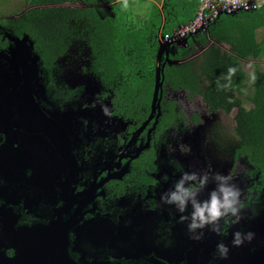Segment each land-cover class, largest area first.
<instances>
[{
    "label": "flooded vegetation",
    "instance_id": "obj_1",
    "mask_svg": "<svg viewBox=\"0 0 264 264\" xmlns=\"http://www.w3.org/2000/svg\"><path fill=\"white\" fill-rule=\"evenodd\" d=\"M85 56L55 70L56 87L44 74L42 110L68 114L52 118L51 135L18 140L9 156L0 134V264H241L238 254L264 246L263 230L232 246V233L264 229V179L240 155L235 122L223 118L230 115L211 113L201 97L166 82L160 103L141 94L129 101ZM182 171L231 175L242 218L221 221L222 235L205 229L202 240L191 239L181 214L160 203ZM221 242L227 260L216 252Z\"/></svg>",
    "mask_w": 264,
    "mask_h": 264
},
{
    "label": "trees",
    "instance_id": "obj_2",
    "mask_svg": "<svg viewBox=\"0 0 264 264\" xmlns=\"http://www.w3.org/2000/svg\"><path fill=\"white\" fill-rule=\"evenodd\" d=\"M24 1L32 9L1 28V51L11 46L4 39L6 33L21 38L28 35L42 59L48 85L56 87L53 75L58 61L70 52L73 42L80 46L82 38V46L94 61V75L116 85L119 95L129 101L136 100L138 94L146 102L153 99L162 24L158 14H152L156 21L135 28L127 26L119 14L102 15L95 0ZM80 1L86 6L77 7ZM104 1L113 4L118 0ZM191 4L194 12L199 10L198 2ZM113 9L119 12L121 5ZM262 30L264 7L252 13L222 15L206 33L193 36L187 47H173L171 57L177 64L167 65L164 75L171 88L188 92L190 98L201 97L211 113L237 112L234 122L239 153L264 179V72L257 71L250 78L243 66V61L264 56V39L259 37ZM172 32L168 27L163 34ZM223 45L229 46L228 50ZM197 46L204 47L199 56Z\"/></svg>",
    "mask_w": 264,
    "mask_h": 264
},
{
    "label": "water",
    "instance_id": "obj_3",
    "mask_svg": "<svg viewBox=\"0 0 264 264\" xmlns=\"http://www.w3.org/2000/svg\"><path fill=\"white\" fill-rule=\"evenodd\" d=\"M4 39H8L11 46L8 51L0 50V134L6 137L10 156L18 140L23 143L45 140L44 134L51 135V130L56 127L51 122L52 118H65L68 114L53 113L48 116L40 106L38 94L46 92L45 71L33 40L28 35L21 38L11 34H6ZM189 42L190 39H186L178 42L177 46L187 47ZM160 48L154 104L162 101L166 66L177 64L171 59L172 44L162 42ZM260 221L254 222L252 230L261 225ZM262 230L264 236V229H260L254 232L255 239L260 238ZM248 243L246 241L243 246ZM238 255L241 264H264V246L254 253L247 249Z\"/></svg>",
    "mask_w": 264,
    "mask_h": 264
},
{
    "label": "clouds",
    "instance_id": "obj_4",
    "mask_svg": "<svg viewBox=\"0 0 264 264\" xmlns=\"http://www.w3.org/2000/svg\"><path fill=\"white\" fill-rule=\"evenodd\" d=\"M177 44H173V47ZM168 179L167 175L163 177L165 182ZM210 183H214L215 187L208 193L207 199L201 200L200 193ZM160 203L173 207L181 214L180 222L187 224L190 238L195 241L204 238L205 229L222 235L224 226L221 221L227 224L230 218H234L236 222L242 218L241 189L233 182L231 175L220 172L201 174L195 171H182L172 186L160 195ZM189 207H191L190 215H184ZM254 237L255 234L252 232L236 231L232 233V246H243L246 241L251 242ZM229 251L228 245L223 242L216 245V252L222 260L228 259Z\"/></svg>",
    "mask_w": 264,
    "mask_h": 264
},
{
    "label": "rangeland",
    "instance_id": "obj_5",
    "mask_svg": "<svg viewBox=\"0 0 264 264\" xmlns=\"http://www.w3.org/2000/svg\"><path fill=\"white\" fill-rule=\"evenodd\" d=\"M94 6L100 10L102 15L104 16H112L116 17V14L120 15V19L125 21V24L127 26L135 27V28H143L148 24L151 12L154 10L153 3L151 0H130L128 2H124L122 0L121 9H119V12H116L114 9H110L104 6L105 1L104 0H95ZM86 4L82 1L79 2L77 7H85ZM32 8L28 6L24 0H0V31L1 28L6 27V23L9 20L15 19L23 15L24 13L30 11ZM123 12L122 16L120 12ZM173 26V25H172ZM171 27V25H170ZM8 34V33H6ZM5 34V35H6ZM260 39H264V30L260 32L259 34ZM80 41H84V39L81 38ZM202 47L198 48V53L201 51ZM82 53L86 55H89V50L85 46H78V42H73L70 52L68 55L63 58L59 64V74H62L64 69V61L67 60L69 56L76 55V54ZM243 66L247 74L250 78L253 77V75L257 71L264 72V56L260 60H249V61H243ZM246 107L248 109L251 108L250 104H247ZM237 112L234 111L232 115L230 116H223V118L234 121V118L236 116Z\"/></svg>",
    "mask_w": 264,
    "mask_h": 264
},
{
    "label": "built area",
    "instance_id": "obj_6",
    "mask_svg": "<svg viewBox=\"0 0 264 264\" xmlns=\"http://www.w3.org/2000/svg\"><path fill=\"white\" fill-rule=\"evenodd\" d=\"M199 12L196 19L181 27L174 33L164 36V41L177 44L194 35L206 33L210 25L216 22L222 15H238L252 13L264 7V0H197Z\"/></svg>",
    "mask_w": 264,
    "mask_h": 264
},
{
    "label": "crops",
    "instance_id": "obj_7",
    "mask_svg": "<svg viewBox=\"0 0 264 264\" xmlns=\"http://www.w3.org/2000/svg\"><path fill=\"white\" fill-rule=\"evenodd\" d=\"M123 1L124 2H122V0H118L113 4H107L105 2L104 6L109 8L110 10L113 9V7L121 5L122 3L128 2L130 0L128 1L123 0ZM193 1L197 2V0H151V2L153 3L154 10L151 12L149 21L151 20L156 21V19L152 18V14H158L159 15L158 18H161L162 20V24L160 27L161 31H159V44L164 42L163 39L165 35L163 34V32L168 27H170V25H171L170 29H173L172 33H174L178 31L181 27L192 23L196 19L199 10L196 12L193 11V6L191 4L193 3ZM120 14L122 16L123 12L121 11ZM182 15H184L183 18H181ZM186 20H188L189 23L183 24V21ZM197 48L199 47L197 46ZM223 48L225 50H228L229 46L223 45ZM200 50L201 51L199 53L197 52V56H199L204 51V48L202 47ZM158 57H159V53H158Z\"/></svg>",
    "mask_w": 264,
    "mask_h": 264
}]
</instances>
